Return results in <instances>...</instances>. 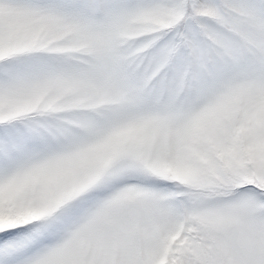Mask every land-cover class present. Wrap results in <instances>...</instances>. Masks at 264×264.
Masks as SVG:
<instances>
[{
	"label": "snow or ice",
	"instance_id": "snow-or-ice-1",
	"mask_svg": "<svg viewBox=\"0 0 264 264\" xmlns=\"http://www.w3.org/2000/svg\"><path fill=\"white\" fill-rule=\"evenodd\" d=\"M0 264H264V0H0Z\"/></svg>",
	"mask_w": 264,
	"mask_h": 264
}]
</instances>
